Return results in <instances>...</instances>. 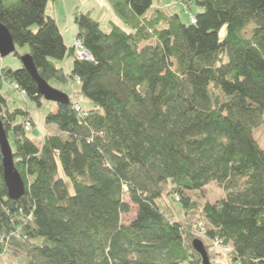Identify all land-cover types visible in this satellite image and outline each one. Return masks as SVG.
<instances>
[{"label": "trees", "instance_id": "trees-1", "mask_svg": "<svg viewBox=\"0 0 264 264\" xmlns=\"http://www.w3.org/2000/svg\"><path fill=\"white\" fill-rule=\"evenodd\" d=\"M53 1L0 0V22L45 82L77 85L92 105L52 103L46 124L56 130L36 142L29 111L8 110L3 82L39 107L45 99L25 68L2 69L0 113L26 195L10 199L0 150V256L203 264L199 239L209 259L207 240L230 264H264V148L254 137L264 127V0H106L119 21L108 31L77 9L86 59L47 14ZM177 5L203 12L183 22ZM212 184L224 192L214 203L204 193ZM175 205L197 220L170 218Z\"/></svg>", "mask_w": 264, "mask_h": 264}, {"label": "rangeland", "instance_id": "rangeland-1", "mask_svg": "<svg viewBox=\"0 0 264 264\" xmlns=\"http://www.w3.org/2000/svg\"><path fill=\"white\" fill-rule=\"evenodd\" d=\"M155 5L154 7H162L166 5H170L172 3H169L167 0H154ZM159 2H161V6H159ZM47 9V14L51 17H55L57 19L58 27L60 28L61 32L65 33V36L67 38V42L69 44L74 45V41L76 39V35L78 32V27L75 24V16L74 13L76 10H81L82 12L92 10L93 11V16L101 21L106 17V13H113L111 12V6L110 4L107 3L106 0H58V1H53L48 5ZM173 6V5H172ZM176 10L180 12L181 18L183 22H189L190 18L192 16H195L202 11L201 8L195 6H192L190 10H186L183 8V6H176ZM175 9V8H174ZM112 19L115 22H119L116 20L115 15L112 16ZM110 23V22H109ZM109 23L105 25V31L108 30L109 28ZM77 40V39H76ZM17 51L21 54V57L26 55L29 52V47L24 46L22 47H17ZM68 65L67 69H69L70 63H73L74 60L71 58H68ZM6 63L8 66H10L12 69H16V67L21 66L23 67L24 62L22 61V58L16 56L14 53L12 55L2 58L0 63ZM2 71V70H1ZM0 71V75L2 76ZM9 84L10 87L13 85L8 82L4 81L3 84ZM52 86L55 87H62L59 83H52ZM64 87V86H63ZM62 87V88H63ZM12 89V88H11ZM58 89V88H56ZM70 89V88H69ZM73 89L75 90V101L78 103H81V105L85 108H90L92 105L91 102L87 101L84 99V97L77 91L78 86L73 85ZM68 91V88H67ZM18 95H20L23 99L20 98H15L14 101H10L8 106L9 108H12V110L15 109H23L27 110L30 113V116L34 119L35 126L33 125L32 131L29 133L30 137L38 141H42L44 138L45 134L48 132H53L54 131V126H49L46 124V118L48 117V114L52 112V106L49 101H44L43 106L39 107V105L34 104L31 101H27V96L21 94L19 91H15ZM70 92H72L70 90ZM73 92L71 93V95ZM56 106V105H55ZM15 108V109H13ZM28 121V120H27ZM254 137L258 139L260 146L264 148V127L258 128L255 130ZM10 142L12 145V148L14 149V142L15 138L13 137V134H10ZM15 150V149H14ZM204 193L207 197V201H210L211 203H214L224 197V192L218 187L217 184H212L204 189ZM190 195V194H188ZM206 200V199H204ZM175 208L169 211L167 209V213L170 214V218L179 220V221H186V220H197L196 215L190 214L187 215L183 209L178 207L177 205L174 206ZM135 212L128 214L126 216H123V221L125 224H127L133 217H134ZM198 235V234H197ZM209 245H211V249H213V254L211 253L210 259L213 261V264H230L229 259L226 257V252L222 248L215 247L214 243L211 242L210 240H207ZM220 254V255H219ZM0 264H26V257L23 254H13L12 252H8L5 255L0 256Z\"/></svg>", "mask_w": 264, "mask_h": 264}, {"label": "water", "instance_id": "water-1", "mask_svg": "<svg viewBox=\"0 0 264 264\" xmlns=\"http://www.w3.org/2000/svg\"><path fill=\"white\" fill-rule=\"evenodd\" d=\"M17 45L11 36L10 31L0 22V62L2 58L8 57L15 53ZM22 61L23 68L27 70L38 84L39 93L44 97L45 101L58 104L64 100L68 102L69 96L59 89L54 88L49 82H45L34 66L32 57L27 54L24 55ZM1 64V63H0ZM0 150L3 160L4 182L7 187V192L12 200H19V198L26 195L25 181H23L20 171L15 168L14 152L8 137L6 128H4L3 119L0 113ZM194 249L199 252L202 257L203 264H212L209 259L207 249L203 242L199 239L194 240Z\"/></svg>", "mask_w": 264, "mask_h": 264}, {"label": "crops", "instance_id": "crops-1", "mask_svg": "<svg viewBox=\"0 0 264 264\" xmlns=\"http://www.w3.org/2000/svg\"><path fill=\"white\" fill-rule=\"evenodd\" d=\"M112 16L113 15H111V13H106V17L102 20L101 19V21H99L100 22V24H101V26H102V28H103V30H105V25L107 24V23H109V21L112 19ZM57 20V19H56ZM109 28V27H108ZM109 30V29H108ZM108 30H106V31H108ZM62 33V35H63V38L65 39V44L69 47V48H72L74 45L73 44H69L68 42H67V38H66V36H65V33H63V32H61ZM77 34H78V32H77ZM75 37H77V35L75 36ZM77 39V38H76ZM76 39H75V41H76ZM75 41H74V43H75ZM68 59V58H67ZM67 59H65V61H63L62 63H60L59 65H61L63 68H64V71H66L67 72V74H68V72L70 73L71 72V70H72V68H73V65H74V62L73 63H70V66H69V69L68 70H66L67 69V65H68V60ZM1 68L3 69L4 67H6V66H8L6 63H1ZM10 67V66H9ZM11 68V67H10ZM19 68H21V66H18V67H16V69H19ZM12 69V68H11ZM63 87V86H62ZM62 87H55V88H58L59 90H62L64 93H67L68 94V96H71L72 98H74L75 99V96H74V94L76 93L75 92V90L73 89V85H72V83H70V84H68V86H64L63 88ZM67 88H68V91H67ZM70 88V89H69ZM70 90L73 92V94L71 95V93L72 92H70ZM78 91V90H77ZM3 92H4V94L7 96V106H8V104H9V102L10 101H14V99L15 98H20V99H22V97L20 96V95H18L15 91H13L12 89H11V87H10V85L9 84H4V89H3ZM22 101H23V99H22ZM52 104V103H51ZM85 108V107H84ZM90 108H91V106H90ZM13 109H15V108H13ZM8 110H11V111H13L12 110V108H9V106H8ZM52 112L53 113H56L57 112V106H55V104H53V106H52ZM34 120V119H33ZM56 130V128H54V131ZM53 131V132H54Z\"/></svg>", "mask_w": 264, "mask_h": 264}, {"label": "built area", "instance_id": "built-area-1", "mask_svg": "<svg viewBox=\"0 0 264 264\" xmlns=\"http://www.w3.org/2000/svg\"><path fill=\"white\" fill-rule=\"evenodd\" d=\"M74 47L76 48V49H78L77 50V55L81 58V59H86L87 57H88V53L85 51V49L82 47V44H81V42L77 39L76 41H75V43H74ZM2 70V68L0 67V71ZM12 85H13V87L11 86V88H12V90L13 91H19L21 94H23V95H26L27 96V94L24 92V91H22L21 90V88L18 86V84H16L15 82L14 83H11ZM75 109H76V111L77 112H80V111H82V108H81V106H76L75 107ZM33 125H32V122H31V120L29 119L27 122H26V124H25V129H26V132H31L32 131V129H33V127H32ZM198 235H200V236H203V230H201V229H199V231H198V233H197ZM220 245V243L219 242H215V246H219ZM227 250H229V248L227 249Z\"/></svg>", "mask_w": 264, "mask_h": 264}]
</instances>
